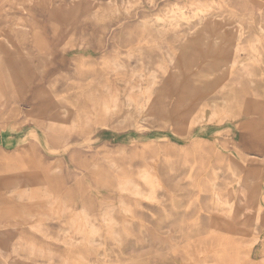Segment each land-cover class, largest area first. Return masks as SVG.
I'll use <instances>...</instances> for the list:
<instances>
[{"label": "rangeland", "instance_id": "obj_1", "mask_svg": "<svg viewBox=\"0 0 264 264\" xmlns=\"http://www.w3.org/2000/svg\"><path fill=\"white\" fill-rule=\"evenodd\" d=\"M191 1L0 0V264H264V0Z\"/></svg>", "mask_w": 264, "mask_h": 264}, {"label": "bare ground", "instance_id": "obj_2", "mask_svg": "<svg viewBox=\"0 0 264 264\" xmlns=\"http://www.w3.org/2000/svg\"><path fill=\"white\" fill-rule=\"evenodd\" d=\"M189 1V0H188ZM221 1V3H222V0H220ZM219 1V2H220ZM189 7H190V12H195V13H197V14H199L200 12H202V8L201 7H199V6H197V3L195 2V0L194 1H191L189 4ZM178 7V6H177ZM181 7V6H180ZM191 7L193 8V9H191ZM181 9H182V7L179 9L180 11L177 13V15H178V18L177 17H173V16H171V15H169V16H171L172 18H176L177 20L179 19V17L181 18V19H183V21H184V19L185 20H187L188 19V14H187V17H185V14H184V10L183 11H181ZM173 10H171V12H172ZM188 11V12H189ZM174 12V11H173ZM185 12H186V10H185ZM187 13V12H186ZM172 14V13H171ZM174 14V13H173ZM197 14H195V16H196V18H197ZM201 14V13H200ZM192 15H194V13L192 14ZM215 15V14H214ZM199 16H201V15H199ZM204 16V15H203ZM223 16V15H222ZM169 18V19H172V18ZM189 17H191V16H189ZM202 17V16H201ZM210 17V16H209ZM145 18V17H144ZM148 18V17H147ZM204 18V17H203ZM149 19V18H148ZM150 19H152V18H150ZM156 19H158V18H156ZM180 19V20H181ZM206 19V18H205ZM212 19H214V18H212ZM179 20V21H180ZM189 20H191L190 18H189ZM194 20V19H193ZM210 20V19H209ZM221 20V19H220ZM145 21L146 22H148L146 19H145ZM155 21V20H154ZM170 21V20H169ZM168 21V22H169ZM176 21V20H175ZM198 21V20H197ZM200 21V20H199ZM215 21V20H214ZM218 20H217V18H216V22H217ZM239 21V20H238ZM167 22V23H168ZM171 22V21H170ZM181 22V21H180ZM188 22V21H187ZM207 23V22H209L208 20L206 21V20H204V23ZM223 22H226L227 23V21H224L223 20ZM176 23V22H175ZM189 23V22H188ZM205 23V24H206ZM212 23V22H211ZM181 24H182V22H181ZM191 24V23H190ZM194 24V23H193ZM199 24V23H198ZM197 23H196V26L198 25ZM201 24H203L202 22H201ZM217 24V23H216ZM170 25V24H169ZM179 25V24H178ZM192 25V24H191ZM209 25V24H208ZM214 25V24H213ZM218 25H220V24H218ZM223 25V26H222ZM221 26V28L222 29H224V30H226L227 28L226 27H224V24H222ZM228 25V24H227ZM232 26H233V24H231ZM231 25H229L230 26V29L229 30H231V28H232V36H230L229 37V40L231 39V41H234L235 43V45H234V49H239L241 46H240V44H241V41L244 39V38H246V35H245V33L241 30V27H236L237 25L234 23V26L232 27ZM236 25V26H235ZM240 25V24H239ZM153 26H154V24H153ZM156 26V25H155ZM163 26V25H162ZM165 26V25H164ZM179 26H181V25H179ZM189 26V25H188ZM193 26V25H192ZM199 26V25H198ZM201 26V25H200ZM206 26V25H205ZM210 26H211V24H210ZM166 27V26H165ZM164 27V28H165ZM184 27V26H183ZM194 27V26H193ZM217 28H218V26H216ZM157 28V27H156ZM172 28V27H171ZM191 28V27H190ZM207 28V27H206ZM210 28V27H209ZM214 28H215V26H214ZM226 28V29H225ZM246 28V27H245ZM258 28V30H259V33L258 34H256V35H254L253 37H257L258 36V38H262L263 40H264V26H260V27H257ZM163 29V28H162ZM220 29V28H219ZM221 29V30H222ZM194 30H195V28L193 29V32H194ZM205 31L207 30V29H204ZM203 30V31H204ZM212 30V29H211ZM223 30V31H224ZM228 30V29H227ZM186 31V30H185ZM204 31V32H205ZM245 31V30H244ZM195 32H196V30H195ZM203 32V33H204ZM228 32V31H224V32H220V30H216V28L214 29V31H212V33L210 34V32L208 33V31H206L205 32V34H203L202 33V31H200V33L201 34H203V35H201V36H205L206 37V41H208L209 39L208 38H211V39H213V40H219V41H223L225 38H224V34H226V33ZM255 32V31H254ZM189 33V32H188ZM222 33H224L223 35H222ZM231 32L229 31V34H230ZM228 34V35H229ZM191 35V34H190ZM190 35H188V36H190ZM192 35H195V34H192ZM248 35V34H247ZM201 36H199V37H196V36H194V38H191V40H189V42L191 41L192 43L193 42H198V41H200L201 39L202 40H205V39H203V37H201ZM249 36H250V32H249ZM191 37V36H190ZM204 37V38H205ZM225 37H227V34H226V36ZM196 38V39H195ZM201 40V41H202ZM213 40H212V43H213ZM226 40V39H225ZM229 40H227V41H229ZM245 40V39H244ZM200 41V42H201ZM230 41V42H231ZM190 42V43H191ZM182 43V42H181ZM187 43H188V41H187ZM207 43V42H206ZM211 43V42H210ZM264 43V42H263ZM184 45V44H183ZM207 45V44H206ZM185 46V45H184ZM193 47V46H192ZM197 47V46H196ZM203 48H204V46H202ZM210 47V46H209ZM184 48H186V47H184ZM189 48H190V46H189ZM194 48V47H193ZM198 48H200V47H198ZM202 48V49H203ZM206 51V50H205ZM208 51V50H207ZM206 51V52H207ZM193 52V51H192ZM200 52V51H199ZM204 52V51H203ZM209 52V51H208ZM207 52V53H208ZM196 52H194V54H195ZM205 53V52H204ZM210 53V52H209ZM263 53H264V51H263ZM197 54V53H196ZM202 54V53H201ZM197 55H199V54H197ZM205 55V54H204ZM194 57V56H193ZM196 57V56H195ZM199 57V56H198ZM201 57V56H200ZM263 58H264V54H263ZM199 60L201 61V58H199ZM198 60V61H199ZM204 60V59H203ZM236 60V59H235ZM240 61V60H239ZM201 62H203V61H201ZM206 62V61H205ZM204 62V63H205ZM261 62V61H260ZM203 63V64H204ZM236 63H238V64H236ZM236 63L235 62H233V63H231V65L232 64H234V66H233V68H230L229 66H227L226 67V69L228 68V70H229V77L227 78L226 77V82H225V80L223 81V80H221V81H223V82H225V83H223L222 82V84H220V87L222 88V89H224L230 82H232V83H235L234 81H236L237 80V78H241V77H243V75L245 76V75H247V74H249L250 73V70H251V68L252 67H250V66H253V64L252 65H245V66H243V65H241V66H239V68H236V66H238L241 62H237L236 61ZM188 64V63H187ZM260 64V63H259ZM205 65V64H204ZM211 66H213V65H211ZM199 67V66H198ZM197 67V68H198ZM195 68V67H194ZM218 68V67H217ZM221 68H223V67H221ZM236 68V69H235ZM188 69H189V67H188ZM204 69V68H203ZM208 69V68H207ZM210 70H212V69H210ZM220 70V69H219ZM183 71V70H182ZM252 71V70H251ZM227 72V71H226ZM197 73V72H196ZM206 73V72H205ZM210 73V72H209ZM264 73V72H263ZM183 74V73H182ZM228 75V74H227ZM182 76V75H181ZM185 76V75H184ZM203 76H204V73H203ZM226 76V75H225ZM264 76V75H263ZM186 79V78H185ZM259 79V78H258ZM181 80V79H180ZM183 81V80H182ZM220 81V82H221ZM189 83H191V82H189ZM246 85V83L245 82H243V84L240 86V87H242L243 88V86L244 87H246L245 86ZM222 89H220V90H222ZM245 91V90H244ZM204 94V93H203ZM194 99V98H193ZM156 160H154L153 161V165L155 166L156 165ZM51 166V165H50ZM60 166V165H59ZM56 167V166H55ZM59 168V167H58ZM56 169V168H55ZM48 170V169H47ZM143 178H145V179H148V181H149V183H150V190H149V193H148V195H143L142 193H141V191L139 190V189H137V188H131L130 186H129V184H128V182L129 181H125L123 184H122V186L120 187V191L122 192V193H126V194H129L132 198H134V199H138V198H142V199H146V200H148V201H151V202H155V203H157L158 205L159 204H161V200H157L156 201V195L155 194H157V193H155L156 191H158V190H162L163 189V187H164V185H163V183L161 182V177H160V175L158 174V172L157 171H155V170H153V171H148V172H146V173H144L143 174V176H142ZM21 182H22V187H21V189L23 188H27V191H25L24 193H25V195H27V198L28 199H32V198H34V197H36L37 195H38V190H36V187H38L37 185H35L36 187H34V184H32V183H34L35 181L34 180H31V179H29V178H25V177H23L22 179H21ZM29 184V185H28ZM24 185H26V187H24ZM41 185V184H40ZM229 185H231V184H229ZM232 186V185H231ZM41 187H42V185H41ZM230 187V186H229ZM165 188V187H164ZM29 189H31V190H29ZM66 189H67V187H66ZM43 191V190H42ZM29 192V193H28ZM47 192H49L48 190H47ZM28 193V194H27ZM61 193V192H60ZM63 193V192H62ZM173 195V194H172ZM45 196V195H44ZM159 196V195H158ZM42 197V196H41ZM49 197H50V195H49ZM161 197V196H160ZM39 198V197H38ZM7 200V199H6ZM11 203V202H10ZM178 203V202H177ZM162 205H163V202H162ZM234 204H232L231 206H233ZM177 206V205H176ZM163 207H165V205L163 206ZM6 208V207H5ZM6 210V209H5ZM80 210V209H79ZM151 210V209H150ZM78 211V210H77ZM82 211H83V213H84V219H86L87 220V218H86V216L89 214L87 211V209H85V207L84 206H82ZM152 211V210H151ZM108 211H105L104 213H107ZM230 212H232V210H230ZM242 214L243 213H246L247 211H243V210H241L240 211ZM249 212V211H248ZM173 213V212H172ZM250 213V212H249ZM177 214V213H176ZM189 215V214H188ZM199 216H200V214H198L197 215V217L199 218ZM191 217H192V215H191ZM107 220H114L113 218H112V215L111 216H109V218L107 219ZM194 220V219H193ZM200 220V219H199ZM179 221H180V218H179ZM201 221V220H200ZM219 221V220H218ZM176 222V221H175ZM178 222V221H177ZM194 222V221H193ZM191 223H192V221H191ZM189 224H190V222H189ZM193 225V224H192ZM219 225V224H218ZM222 225V224H221ZM171 226V225H170ZM0 228H4V225L2 224V223H0ZM5 228H7V227H5ZM173 228V227H172ZM175 231V230H174ZM220 232V231H219ZM219 232H217V233H219ZM168 235V234H167ZM221 236H223V235H221ZM225 236V235H224ZM0 237H1V235H0ZM3 238V237H2ZM1 238V239H2ZM167 239V238H166ZM229 239V238H228ZM15 240V239H14ZM171 241V240H170ZM24 242H26V241H24ZM172 242V241H171ZM171 242H169V243H171ZM194 243V242H193ZM28 244V243H27ZM88 244V243H87ZM173 244V243H172ZM171 245V244H170ZM175 245V244H174ZM32 246V245H31ZM165 246V245H164ZM34 247V246H33ZM165 248H166V246H165ZM168 248V247H167ZM166 248V249H167ZM170 248V247H169ZM164 249V248H163ZM1 250V249H0ZM12 250V249H11ZM41 251V250H40ZM172 251V250H171ZM174 252V251H173ZM180 252V251H179ZM14 253H15V251H14ZM13 252H12V254H14ZM201 256V255H200ZM191 257V256H190ZM174 258V257H173ZM182 258V257H181ZM186 258V257H185ZM136 259V258H135ZM184 259V258H183ZM131 261L132 260H134V258H131L130 259ZM149 260L150 259H148L147 260V263H149ZM188 260V259H187ZM187 262V261H186ZM197 263V262H196ZM189 264V263H188Z\"/></svg>", "mask_w": 264, "mask_h": 264}]
</instances>
